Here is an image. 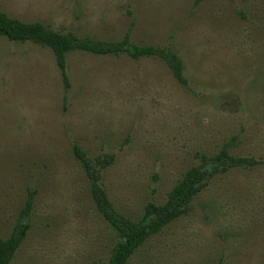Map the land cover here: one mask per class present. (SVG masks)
<instances>
[{
    "label": "rangeland",
    "instance_id": "obj_1",
    "mask_svg": "<svg viewBox=\"0 0 264 264\" xmlns=\"http://www.w3.org/2000/svg\"><path fill=\"white\" fill-rule=\"evenodd\" d=\"M22 22L98 41L171 48L187 86L156 57H66L0 37V236L32 196L11 264H107L113 235L73 153L107 158L100 184L138 220L202 155L249 169L213 178L185 215L128 264H264V0H0Z\"/></svg>",
    "mask_w": 264,
    "mask_h": 264
},
{
    "label": "trees",
    "instance_id": "obj_2",
    "mask_svg": "<svg viewBox=\"0 0 264 264\" xmlns=\"http://www.w3.org/2000/svg\"><path fill=\"white\" fill-rule=\"evenodd\" d=\"M202 1L194 0V6H198ZM0 37L16 44L31 43L49 49L61 71L65 88L70 86L66 73V57L75 51L102 56L127 55L134 60L156 57L170 69L181 86H187L182 61L171 48L134 45L127 35L119 41L107 42L81 38L72 33L63 34L51 30L40 22H22L0 12ZM73 153L89 180V191L94 208L114 238L107 264H128L133 254L149 239L159 235L187 213L193 200L213 178L227 173L230 169H249L256 164L251 158L232 156L226 147L213 155H202L200 163L188 169L169 191L165 202L148 203L144 207L142 216L138 220H132L114 208L100 184L99 173L104 165L109 164L107 158L96 159L93 163L76 145ZM32 202L31 196L21 210L9 236L7 238L0 236V264H11L26 238L30 227Z\"/></svg>",
    "mask_w": 264,
    "mask_h": 264
}]
</instances>
